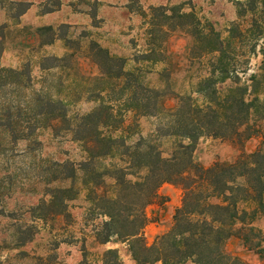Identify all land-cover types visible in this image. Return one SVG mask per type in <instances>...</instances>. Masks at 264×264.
Masks as SVG:
<instances>
[{
	"label": "rangeland",
	"instance_id": "obj_1",
	"mask_svg": "<svg viewBox=\"0 0 264 264\" xmlns=\"http://www.w3.org/2000/svg\"><path fill=\"white\" fill-rule=\"evenodd\" d=\"M255 1L251 12V0H0V70L20 75L1 76L0 264H102L107 249L118 251L121 264H134L125 244H99L95 234L106 220L97 197L114 198L116 178L144 177L139 152L151 146L169 159L190 145L202 168L264 152V0ZM220 46L237 85L212 73L217 54L209 52ZM210 77L218 97L236 86L246 90L251 110L239 139L226 133L190 142L173 134L183 130L170 116L175 107H216L199 84ZM37 98L64 107L66 118L53 122V131L38 115ZM101 105L111 118L100 133L114 141L108 155L93 159L74 138L81 119ZM58 162L75 175L60 179ZM51 189L69 190L60 196L63 207H48ZM182 196L178 185L157 189L144 210L147 244L171 227ZM253 225L264 233L263 216ZM226 250L244 264H264V251L236 238Z\"/></svg>",
	"mask_w": 264,
	"mask_h": 264
},
{
	"label": "trees",
	"instance_id": "obj_2",
	"mask_svg": "<svg viewBox=\"0 0 264 264\" xmlns=\"http://www.w3.org/2000/svg\"><path fill=\"white\" fill-rule=\"evenodd\" d=\"M251 2L249 11L253 12L256 1ZM99 52L108 57L105 50L99 48ZM209 53L217 54V67L212 72L218 74L215 79L221 82L230 80L233 85H237L230 79L231 74H234L233 78L237 79V76L225 62L228 57L222 47ZM261 55L264 62V49L261 50ZM4 72L14 74L17 78L20 76L14 70H0V88L6 85L4 80L1 82ZM121 75L133 74L121 71ZM199 84L205 94L213 96L210 101L216 107L210 104L203 108L190 106L186 112H182L180 105L175 107L170 111V116L178 118L177 124L183 130L173 134L190 142L202 135L223 136L226 133L239 139L240 129L246 128L251 110L250 103L244 98L246 90L236 86L230 88L223 97H218L213 78H206ZM138 103L137 107H141L140 102ZM36 104L40 109L38 115L45 114V120H49L47 127L51 131L55 129L53 122L65 120L61 101H43L37 98ZM106 110L109 108L101 105L85 115L81 119L82 131L74 138L86 145V150L93 159L108 155L112 149L114 140L100 133V129L108 126L111 118ZM143 115L155 114L144 112ZM95 118L96 124H89ZM102 145L104 152L99 151ZM190 147L179 145L177 152L169 159L162 158L151 146H146L144 152H139L143 162L137 166L146 171L142 180L133 183L123 177L116 178L114 198L97 197L100 215L106 217L95 234L99 244H107L111 239H117L127 246L134 264H244L226 250V243L232 238L240 240L249 250L259 254L264 251L261 246L264 233L253 225L257 215L264 217V152L248 154L232 164L216 163L209 168H202L193 163ZM55 166L62 180L75 175V168L71 165L58 162ZM164 183L180 186L183 191L182 201L174 210L171 227L149 245L143 237V229L147 223L144 210L157 197V189ZM68 192V189H51L48 192V207H63L60 196ZM242 204L252 206L250 210H246ZM101 262L121 264L118 251L107 249L103 252Z\"/></svg>",
	"mask_w": 264,
	"mask_h": 264
}]
</instances>
